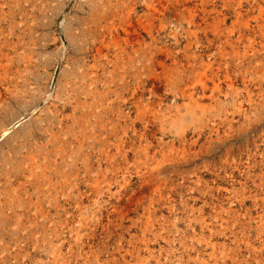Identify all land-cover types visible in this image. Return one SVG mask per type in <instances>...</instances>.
Here are the masks:
<instances>
[{
	"label": "rangeland",
	"instance_id": "rangeland-1",
	"mask_svg": "<svg viewBox=\"0 0 264 264\" xmlns=\"http://www.w3.org/2000/svg\"><path fill=\"white\" fill-rule=\"evenodd\" d=\"M0 264H264V0H0Z\"/></svg>",
	"mask_w": 264,
	"mask_h": 264
}]
</instances>
